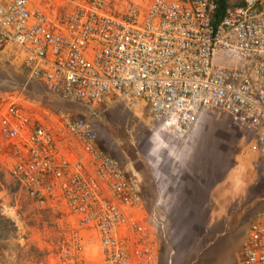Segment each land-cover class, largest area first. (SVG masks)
I'll return each mask as SVG.
<instances>
[{"label": "built area", "instance_id": "obj_1", "mask_svg": "<svg viewBox=\"0 0 264 264\" xmlns=\"http://www.w3.org/2000/svg\"><path fill=\"white\" fill-rule=\"evenodd\" d=\"M215 8L210 0H150L144 13L123 0H1L0 52L10 49L28 79L84 110L112 91L142 99L178 137L223 112L264 158V0L229 6L218 24ZM20 106L0 95L9 174L36 208H67L76 218L54 264H76L84 231L97 236L102 264H159L164 222L100 146V110H59L54 133ZM262 200L238 264H264Z\"/></svg>", "mask_w": 264, "mask_h": 264}, {"label": "rangeland", "instance_id": "obj_2", "mask_svg": "<svg viewBox=\"0 0 264 264\" xmlns=\"http://www.w3.org/2000/svg\"><path fill=\"white\" fill-rule=\"evenodd\" d=\"M123 1L144 13L150 0ZM6 94L17 100L28 115L43 120L42 122L50 126L56 113L62 109L76 117H88L89 112L81 106L57 98L41 83L28 79L21 62L13 54L4 55L0 52V95ZM140 100L142 99H137V103L131 108H129L131 105L125 107L123 102H119L125 108L117 115L111 114L112 119L118 121L102 124L101 143L106 152L123 163L126 173L137 184L141 176L133 163L136 153L138 155L135 157V163L141 158L142 165L151 167L150 170L154 169L153 182L147 186L143 180L142 195L145 210L155 211L163 222L162 212H159L160 215L157 211L160 208L157 186L173 178L172 163L174 160L176 163L184 146L188 147L192 154L195 153L190 159L187 158V162L191 165L198 164L203 170H207L206 175L215 172L218 178L222 177L225 169L234 163L243 162L250 154L257 155L248 148L247 133L236 129L228 115L223 112L217 111L206 115L210 116L209 119L213 118V121H202L198 128L202 131V136L185 144L183 142L185 136L181 138L175 136L161 123L151 120V113L146 106L140 107ZM143 103L146 102L143 100ZM104 107L102 106V109ZM160 145L174 150L171 152L172 155L164 150L161 153L158 150ZM111 150L116 153H112ZM156 152L160 156L155 155ZM7 156L8 152L0 149V216H2L0 219L6 222L3 225L7 224L2 225L0 230V264H54L64 240L70 236V228H73L71 225L75 224L76 218L67 208L63 210L36 208L10 176ZM204 179H207L208 184L210 180ZM262 199L251 202L246 207V215L244 214L245 216L237 222L236 237L230 242L232 247L224 248L216 256L220 258L215 260L217 264H224V261H227V264H238L239 249L248 234L250 223L260 210ZM198 204L197 211L194 209V212H191L188 208L183 213H175L174 217L170 215L172 212L165 216L159 264H204L200 258L205 257V251H209L208 247L212 245L215 235L210 229L204 228L202 222L206 219V212ZM82 243L83 249L76 258V264H102V257L99 260L101 251L97 236L91 231H84Z\"/></svg>", "mask_w": 264, "mask_h": 264}, {"label": "crops", "instance_id": "obj_3", "mask_svg": "<svg viewBox=\"0 0 264 264\" xmlns=\"http://www.w3.org/2000/svg\"><path fill=\"white\" fill-rule=\"evenodd\" d=\"M1 52L6 55L11 51L10 49H4ZM14 56L19 59L17 55ZM128 100L129 98L122 97L118 92L112 91L105 98L104 104L100 107H96L98 111L100 110L98 113L100 114V117L95 122V128L100 136L99 144L101 147L102 124L108 123L109 121H118L112 119L111 114L114 113V115H117L122 112L127 105H131L129 107L131 108L137 103V98H135V101L133 102H127ZM119 102H123L125 107L120 105ZM102 106H105L104 109H102ZM145 106L149 111L148 105L143 103V100H140V107L143 108ZM96 108L94 107L92 110L89 109V111L87 109L86 111L89 112L88 115L90 114L89 116H91L93 110L96 111ZM209 117L210 116H203L200 118L193 131L185 136L183 140L185 144L189 143L190 140L195 141V139L202 136V131L198 129L199 125L204 120L212 122L213 118L209 119ZM234 127L243 131L236 126ZM51 129L54 133L59 130V119L57 117H54V120L51 122ZM243 132L247 133L245 131ZM247 135L249 136V144L253 136L251 133H247ZM157 138H159L158 135ZM158 150L161 153L162 150H164L170 155H172L171 152L174 151L164 147L163 145L158 146ZM111 152L116 153L114 150H111ZM129 152L131 151H128V153ZM194 154L195 153L192 154L191 150L189 151L188 147L185 148L184 146L183 151L179 154L180 156L176 159V163L175 160L172 163L173 168L171 173L173 175L171 176H173V178L163 182L162 185L158 184L157 200L161 210L158 208L157 211L158 213L162 212V215L165 213V215H163L164 217L159 213L165 222V216L167 214L169 216L172 212L170 215L174 217L175 213H183L188 208L191 212H194V209L197 211L196 204L199 203L198 206L206 212V219L202 222V224L205 229H210V231L212 233L214 232L215 235L212 245L208 247L209 251H205V257L200 258V260L204 262V264H217L215 260H220V258L216 256H218L224 248L232 247L230 242L236 237V225L239 219L246 215V207H248L251 202L260 200L264 197V158L259 155L250 154L249 157L247 156V158H244L245 160H243V162L234 163L233 166L225 169L223 176L218 178L215 175V172L213 174L212 171L206 175L205 171L207 170H203V168H201L198 164L191 165L187 162V158L190 159V156ZM137 155L138 153H136L133 157V163L141 176L138 185H140V189L142 191L143 187L141 185L143 180L147 186L153 182L152 178L154 176V169L150 170L151 167L147 168L142 165L143 163L141 158L139 161H136L137 163H135V157ZM155 155L160 156L157 152ZM175 169L177 172H175ZM208 174L210 175L208 176ZM204 178H208L210 180L208 184H206L207 179ZM215 242H217V244H215ZM99 257V260H101L100 253ZM224 264H227V261H224Z\"/></svg>", "mask_w": 264, "mask_h": 264}, {"label": "trees", "instance_id": "obj_4", "mask_svg": "<svg viewBox=\"0 0 264 264\" xmlns=\"http://www.w3.org/2000/svg\"><path fill=\"white\" fill-rule=\"evenodd\" d=\"M210 1L214 2L216 5V8L212 15L213 24H218L223 19V17L226 14V10L229 6L237 5L241 3V0H210ZM1 217L2 216H0V218ZM4 223L6 222H4L3 219L2 220L0 219V230ZM6 225H3V226H6ZM0 234H1V231H0Z\"/></svg>", "mask_w": 264, "mask_h": 264}]
</instances>
